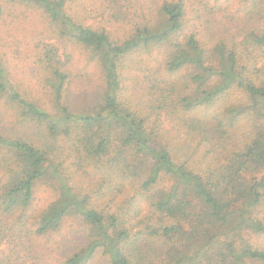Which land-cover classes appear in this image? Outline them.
<instances>
[{"label": "trees", "instance_id": "trees-1", "mask_svg": "<svg viewBox=\"0 0 264 264\" xmlns=\"http://www.w3.org/2000/svg\"><path fill=\"white\" fill-rule=\"evenodd\" d=\"M79 1L0 0V40L39 28L28 49L58 111L22 94L0 47V264H264V0L148 16L97 0L108 28ZM199 4L240 33L207 44ZM140 51L163 53L133 79Z\"/></svg>", "mask_w": 264, "mask_h": 264}, {"label": "rangeland", "instance_id": "rangeland-1", "mask_svg": "<svg viewBox=\"0 0 264 264\" xmlns=\"http://www.w3.org/2000/svg\"><path fill=\"white\" fill-rule=\"evenodd\" d=\"M83 1L85 3H83L80 7H77V2L75 3V5L73 4V9L82 16L83 22H85L86 25L93 26L94 28H108L109 21H107V19L105 20L102 17V14H105V9L96 8L95 10V8H93L96 6L95 4H97V0H80L79 3ZM139 2L142 4V6L137 5V7H133L134 10L132 9V15H135L142 7L145 10L144 15H151V12L153 14L156 10L157 4L160 3L161 0H142V2ZM205 2L208 4L207 0ZM223 7L228 8V4L224 3ZM238 12L241 15V12ZM207 13L208 12L205 11L204 6L199 4L190 9L188 14L190 26L197 28L201 27V31L205 34V36L208 37L203 39L207 44L209 42H216L218 37L228 39V35L231 37L233 35H236L237 33H240L238 29L240 27V24L238 21L234 20L231 22V24L228 22V12L224 14L225 16L219 18V24L214 23L213 21L209 23V17ZM137 16L139 17V15ZM23 24L24 28H22V26H20V28L16 27L15 30L11 32V36L14 37L12 41H7L6 37L2 38L0 42L3 43L0 44V47L3 53L7 54V58L9 60V71L13 79H15V82L19 86V90L22 92V94L26 98L34 101L45 111L49 112L50 114L57 115L58 111L55 108L52 90L50 89L47 92L46 97H44L45 90L40 86L41 72L39 71V66L33 65L34 60L31 58V53L28 49V46L32 45L36 41V38H34L33 36L37 34L36 32L39 28H35L32 30V32H30L32 28L30 20L23 21ZM144 52L145 51L133 53L129 57L128 63L130 64V76L133 79H135L137 71L138 74H141L142 70H139L140 67L144 69V71H146L148 68L153 66L154 62L152 61V59L156 56L160 57L163 53V51H151L149 53ZM80 56L82 57V59L84 58L83 55ZM141 81L142 80H140V82ZM131 85L133 86V84ZM69 95L70 97L68 98L71 99L70 103L73 104V106L78 107L80 105H83V97L80 94L74 92L72 95ZM174 123L175 122L164 121V130L166 132L172 130V126H174ZM37 192L38 199L42 200L49 198L51 194V191L46 184L39 185L37 188ZM254 241L264 245V238L254 239Z\"/></svg>", "mask_w": 264, "mask_h": 264}]
</instances>
